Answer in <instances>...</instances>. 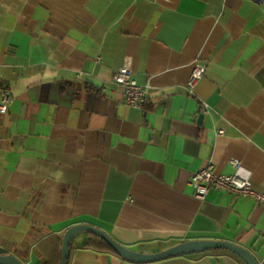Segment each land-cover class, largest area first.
<instances>
[{"label": "crops", "instance_id": "obj_1", "mask_svg": "<svg viewBox=\"0 0 264 264\" xmlns=\"http://www.w3.org/2000/svg\"><path fill=\"white\" fill-rule=\"evenodd\" d=\"M127 55L139 107L112 82ZM4 89L0 253L60 264L66 229L90 223L144 253L212 238L264 264V205L214 187L201 201L189 181L236 157L264 190V0H0ZM91 237L68 264H247L225 248L134 262Z\"/></svg>", "mask_w": 264, "mask_h": 264}, {"label": "built area", "instance_id": "obj_2", "mask_svg": "<svg viewBox=\"0 0 264 264\" xmlns=\"http://www.w3.org/2000/svg\"><path fill=\"white\" fill-rule=\"evenodd\" d=\"M207 65L201 61H195L185 88L190 94H194L196 85L204 77ZM78 77L82 72L77 73ZM112 82L119 85L124 94V100L133 107L143 105L148 99V87L140 84L132 68V57L127 55L123 64L115 71ZM10 91L4 89L2 92L0 108L3 111L8 109ZM218 133H223L219 130ZM230 162L234 166L232 173L223 174L216 171V167L209 162L201 169L194 171L190 176V184L194 187V196L203 201L209 190L214 187L237 195L255 199L264 205V190H258L252 183V171L247 168L239 158L232 157Z\"/></svg>", "mask_w": 264, "mask_h": 264}, {"label": "water", "instance_id": "obj_3", "mask_svg": "<svg viewBox=\"0 0 264 264\" xmlns=\"http://www.w3.org/2000/svg\"><path fill=\"white\" fill-rule=\"evenodd\" d=\"M202 118L200 114L199 119ZM89 232L107 242L113 250L122 256L124 259L134 262H146L166 257L190 253L194 251L207 250L212 248H225L228 249L240 257H242L247 264H261L255 255L246 247L235 243L233 241L222 239H188L166 247L162 250L144 253L134 250L116 239H114L106 230L92 225L90 223H76L66 229L62 238L61 247V261L60 264H68L71 253V245L74 237L80 232ZM0 264H27L19 259L16 255L10 253H0Z\"/></svg>", "mask_w": 264, "mask_h": 264}, {"label": "trees", "instance_id": "obj_4", "mask_svg": "<svg viewBox=\"0 0 264 264\" xmlns=\"http://www.w3.org/2000/svg\"><path fill=\"white\" fill-rule=\"evenodd\" d=\"M90 234L92 237L85 243V245L93 246V247H99V248H105V249L114 251L113 248L107 242H105L103 239L97 237L96 235H94L92 233H90ZM59 258H60V255H59Z\"/></svg>", "mask_w": 264, "mask_h": 264}]
</instances>
